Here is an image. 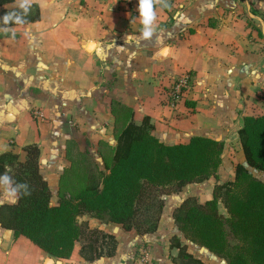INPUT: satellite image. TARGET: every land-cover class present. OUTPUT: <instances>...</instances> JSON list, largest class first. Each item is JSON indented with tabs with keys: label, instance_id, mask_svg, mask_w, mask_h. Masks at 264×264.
Returning a JSON list of instances; mask_svg holds the SVG:
<instances>
[{
	"label": "crops",
	"instance_id": "1",
	"mask_svg": "<svg viewBox=\"0 0 264 264\" xmlns=\"http://www.w3.org/2000/svg\"><path fill=\"white\" fill-rule=\"evenodd\" d=\"M16 3L4 8L14 10ZM31 5L38 7L39 21L9 27L14 38L0 32V154L13 151L22 161V148L36 144L52 205L57 204L59 176L69 166L67 140L103 170L97 143L116 144L112 100L131 108L136 124L147 117L152 135L165 145L206 137L223 142L224 150L216 178L166 196L153 234L127 232L87 215L79 218L115 238L113 257L86 262L75 243L69 259H55L0 227V264H47V259L136 264L141 244L150 249V264H172L177 250L169 249V240L182 238L173 211L188 197L210 200L215 185L233 180L237 165L252 170L238 131L243 117L264 115V0H173L168 12L157 3L156 32L148 40L140 38L139 22L133 20L136 7L121 0H31ZM185 73L192 77L190 89L172 108L169 89ZM36 110L43 122L32 117ZM233 146L236 161L226 158Z\"/></svg>",
	"mask_w": 264,
	"mask_h": 264
},
{
	"label": "trees",
	"instance_id": "2",
	"mask_svg": "<svg viewBox=\"0 0 264 264\" xmlns=\"http://www.w3.org/2000/svg\"><path fill=\"white\" fill-rule=\"evenodd\" d=\"M12 2L0 0V16L17 10L4 8ZM172 2L161 0L169 5L163 10L168 12ZM39 20V9L32 5L26 24ZM109 110L116 144L97 143L103 170L75 141L67 140L64 154L69 166L59 176L56 205L51 204L50 189L40 173L36 144L22 148V161L13 151L0 154V174L27 183L31 192L15 205H0V227L5 232L26 238L49 257L61 260L69 259L79 243V256L92 263L113 257L118 244L112 235L89 228L79 218L87 215L120 225L127 232L153 234L165 196L188 184L216 178L223 142L192 137L185 144L165 145L152 135L147 117L136 124L133 110L114 100ZM238 137L247 167L264 174V115L243 117ZM95 173L99 181H95ZM219 203L227 216L219 212ZM172 219L185 239L226 264H264V182L242 165L235 167L232 181L214 186L210 200L200 203L188 197L173 211ZM169 249L177 250L172 264H205L190 254L177 236L170 238Z\"/></svg>",
	"mask_w": 264,
	"mask_h": 264
},
{
	"label": "clouds",
	"instance_id": "3",
	"mask_svg": "<svg viewBox=\"0 0 264 264\" xmlns=\"http://www.w3.org/2000/svg\"><path fill=\"white\" fill-rule=\"evenodd\" d=\"M157 3H160L161 10L169 7L167 3H161V0H137V15L133 17V20L139 22L140 38L143 40L152 38L156 32ZM31 7V0H17V10L6 12L0 16V32H10L11 37L14 38L15 31L10 29L9 25H25ZM30 194L27 183H18L7 173L0 174V202L15 205L22 195L28 196Z\"/></svg>",
	"mask_w": 264,
	"mask_h": 264
},
{
	"label": "built area",
	"instance_id": "4",
	"mask_svg": "<svg viewBox=\"0 0 264 264\" xmlns=\"http://www.w3.org/2000/svg\"><path fill=\"white\" fill-rule=\"evenodd\" d=\"M130 8L137 7V0H121ZM192 77L185 73L178 77L171 85L168 92L169 106L175 108L184 98L187 91L190 89ZM32 117L36 122H43L44 117L39 110L32 113ZM150 249L147 245L141 244L136 249V264H150Z\"/></svg>",
	"mask_w": 264,
	"mask_h": 264
},
{
	"label": "rangeland",
	"instance_id": "5",
	"mask_svg": "<svg viewBox=\"0 0 264 264\" xmlns=\"http://www.w3.org/2000/svg\"><path fill=\"white\" fill-rule=\"evenodd\" d=\"M232 150V154L231 156H226L227 159H234V161L237 160V148L235 146L231 147ZM93 160V159H92ZM93 162L95 163V161L93 160ZM96 164V163H95ZM250 172L252 173V175L261 180L262 182H264V174L263 173H260V172H257V171H253V170H250ZM104 175H108V172H104ZM95 178L96 180L95 181H99V178L100 176L95 173ZM171 195V194H170ZM97 195L94 196V198L96 197ZM166 198V196L164 197V199ZM218 210L219 212L224 215V216H227L226 215V211L224 210L223 208V205L221 203L218 204ZM80 222V221H79ZM182 235V234H181ZM180 241L183 243V244H187V250L190 254H192L194 257L200 259L203 263L205 264H226V261L219 258V257H216L215 255H213L212 253H209L206 249L198 246L197 244L191 242L189 239H185L184 236L182 235V238H179ZM232 244L231 245H236L235 242H231Z\"/></svg>",
	"mask_w": 264,
	"mask_h": 264
},
{
	"label": "water",
	"instance_id": "6",
	"mask_svg": "<svg viewBox=\"0 0 264 264\" xmlns=\"http://www.w3.org/2000/svg\"><path fill=\"white\" fill-rule=\"evenodd\" d=\"M49 261H51V264H61L59 261H55V262H53V261L50 260V259H47V260H46V263L49 264Z\"/></svg>",
	"mask_w": 264,
	"mask_h": 264
},
{
	"label": "snow or ice",
	"instance_id": "7",
	"mask_svg": "<svg viewBox=\"0 0 264 264\" xmlns=\"http://www.w3.org/2000/svg\"><path fill=\"white\" fill-rule=\"evenodd\" d=\"M163 55H166L167 54V52H166V50H165V52L164 53H162Z\"/></svg>",
	"mask_w": 264,
	"mask_h": 264
}]
</instances>
